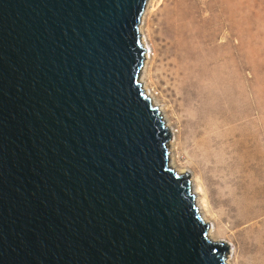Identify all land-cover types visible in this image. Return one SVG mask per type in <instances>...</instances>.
<instances>
[{
	"label": "water",
	"instance_id": "water-1",
	"mask_svg": "<svg viewBox=\"0 0 264 264\" xmlns=\"http://www.w3.org/2000/svg\"><path fill=\"white\" fill-rule=\"evenodd\" d=\"M150 0H0V264H227L146 88Z\"/></svg>",
	"mask_w": 264,
	"mask_h": 264
},
{
	"label": "bare ground",
	"instance_id": "bare-ground-1",
	"mask_svg": "<svg viewBox=\"0 0 264 264\" xmlns=\"http://www.w3.org/2000/svg\"><path fill=\"white\" fill-rule=\"evenodd\" d=\"M156 1L150 0L146 11L150 12V8L154 6ZM180 8L178 2L173 7L168 8L163 22L168 49L174 56L169 62L170 73L168 76L175 81L176 91L180 94L183 103L190 107L189 113H192V115L188 122L191 129L187 127L190 132L191 130L193 132L190 135L193 137L192 142L195 140L196 145L204 151L208 160L217 163L218 167L228 175L219 182L217 189V194L220 195V202L224 207L223 220L229 222L230 228L234 230L233 237L243 245L244 250L249 255V259L245 263L238 260L234 263L232 258L228 256L229 260H226V262L227 264H264V173L261 170V165L253 161V157L257 156H252L251 153L252 160H247V156L252 150L250 149L251 146L244 142V137H239L240 140L238 139L234 142L231 140L233 137L229 136L233 129L231 132L226 131L224 139H220L223 137L219 138L220 134L216 133L221 123L218 122L220 118L225 121V124L233 123L232 119L237 115L232 117V112H245L244 106L242 107L245 80L241 74V71H243V44L240 43L238 46L240 73L233 78L230 73L227 55L223 51L225 45L213 46L211 37L195 44V39H198V36L193 31L194 29L184 21L185 16ZM144 20L145 17L143 18L141 38L145 40V44H148L147 48L150 49ZM221 50L223 52L219 54ZM151 58L153 61L155 60V53L151 56L149 50L141 75L143 82L146 83L147 90L149 85L146 81V75L149 72L150 67L148 68V65ZM163 108L166 109V106H163ZM162 112L165 118H168L166 110ZM238 115L240 116V114ZM166 122L173 128V136H175L176 131L173 124L169 119H166ZM242 124L244 125V123ZM237 132H240V128ZM243 132H245V127ZM238 133H235V136ZM171 143L170 149L176 152L175 142L172 141ZM217 146L222 147L221 151L225 156L218 160L216 159L220 155L218 152L220 147L217 148L218 151L214 152V147L216 148ZM172 163L176 164L174 152L172 153ZM177 168L185 170L178 167V165ZM193 178L195 177L193 176ZM198 180L195 178L193 187L195 192H198L196 198L199 200H196V202L199 209L202 210L199 214L203 219L211 223L214 219L211 215L212 209L209 196L202 181L198 182ZM209 229V238L213 239L214 242H219L220 239L214 234V227L209 225Z\"/></svg>",
	"mask_w": 264,
	"mask_h": 264
},
{
	"label": "rangeland",
	"instance_id": "rangeland-1",
	"mask_svg": "<svg viewBox=\"0 0 264 264\" xmlns=\"http://www.w3.org/2000/svg\"><path fill=\"white\" fill-rule=\"evenodd\" d=\"M176 2L180 4V9L185 16L184 21L194 29L192 30L198 36V39H195V44L211 37L213 46L225 45L223 51L227 55L233 78L240 73L238 46L240 43L243 44V71L241 74L245 80L242 103L245 112H243L244 114L232 112V117L237 116L231 118L233 123H226L229 125H226L222 118L219 121L216 120L221 122L216 133L220 134L219 138L223 137L220 139H224L225 133L236 129L229 135L233 137L231 140L236 142L244 137V142L248 146L250 145L252 150L248 154L247 160H252L251 153L252 156H257L253 157V161L261 165V170L264 173V0H157L150 8V12L146 11L147 13L144 15L151 56L155 53V60L153 61L151 58L148 65L149 72L146 75L148 91L152 95L154 94L162 106H166V114L176 131L175 136H171L169 143L172 146L171 142H175L174 145L177 148V151H174V161L178 167L184 168L188 173H193L196 180L199 179L198 182L202 181L204 184L211 204V215L214 219L210 227H214V234L220 239L219 243L228 246L229 254H226V257L230 256L234 263L236 260L245 263L248 261L249 255L239 240L233 237L234 230L230 228L229 222L223 220L224 207L220 202V195L217 194L219 182L228 175L218 167L217 163L208 160L204 151L196 145L195 140L192 142L193 137L190 135L193 132L192 130V133L190 132L191 128L188 122L192 115L189 113L190 107L183 103L180 94L176 91L175 81L168 76L170 73L169 62L174 56L168 49L163 22L166 10L173 7ZM223 51L221 50L219 54H222ZM186 106L188 109L185 108ZM243 115L244 117H242ZM238 127L243 136L237 132L239 131ZM244 127L245 132H243ZM220 130L225 132L222 131V134ZM235 133H238L237 137ZM219 147H214V152L219 148L220 154L216 160L225 157L221 151L222 147Z\"/></svg>",
	"mask_w": 264,
	"mask_h": 264
}]
</instances>
